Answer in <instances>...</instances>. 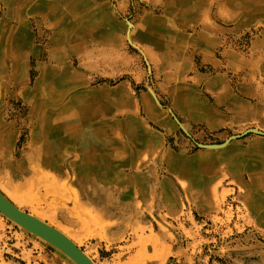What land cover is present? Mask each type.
<instances>
[{
  "label": "rangeland",
  "instance_id": "obj_1",
  "mask_svg": "<svg viewBox=\"0 0 264 264\" xmlns=\"http://www.w3.org/2000/svg\"><path fill=\"white\" fill-rule=\"evenodd\" d=\"M66 2L0 0V191L96 264H264L249 197L264 194V135L234 138L264 132V0H83L64 20ZM53 17L65 33L85 21L112 38L92 33L82 52L63 36L55 58ZM149 19L176 36L166 51L179 74L137 34ZM55 69L76 79L55 87ZM144 129L154 149L138 146ZM0 260L75 264L1 213Z\"/></svg>",
  "mask_w": 264,
  "mask_h": 264
},
{
  "label": "crops",
  "instance_id": "obj_2",
  "mask_svg": "<svg viewBox=\"0 0 264 264\" xmlns=\"http://www.w3.org/2000/svg\"><path fill=\"white\" fill-rule=\"evenodd\" d=\"M82 1L83 0H68V2L64 3L61 6V7H63L61 9L62 13L60 14L61 18H64V20H65L66 19L65 14L67 15L69 13V11L77 9L80 6V4L82 3ZM157 1H159V0H157ZM160 1L163 2L164 0H160ZM165 1L169 2L170 0H165ZM184 1H187V0H184ZM176 2H178V0H175V2H174L175 5H176ZM190 4H193V3L191 2V0H188V4H186V5L188 7H191ZM52 16H54V15L52 14ZM61 18L59 20H57L55 17H53L51 20V23H52V26H53V29L55 32L54 33L55 36L53 38L55 41L53 42L54 46H53V50H52V52H53L52 54L55 58L62 57V55H63L62 51L60 50L61 49L60 43L63 42V38H61V37H63V36H65L64 38L66 39V41H67L69 47H71V49H74V51H75V49H77V50L79 49V50H82V52H84V48H85L84 46H82V44H84L86 41H89L91 39L92 33L97 34L99 38H102L104 40H105V38L107 40H110L112 38V32H110L111 30L105 28L104 26H100V24H99V26L94 27L95 29H93V27H91V24H89L85 21L84 22L82 21L81 23L77 24V26H74L72 28L67 29L66 30L67 33H65V30H61L62 26L59 23V21H61ZM145 24H148L149 26H145ZM156 25L157 24L152 22L151 19H149V21L142 22L140 27L138 26L137 34L140 35L143 38V40H146V41H144V46L149 53L156 50V49L160 50V48L162 50H165L164 53H161L159 55L160 58H162V60H164L165 62L169 61L170 69L173 71H176L177 74H179L181 72L180 68H178V64L173 59L172 54L170 53L171 58H169V56L167 55V51L169 50L170 45L172 43L176 42V36L174 34H171L172 33L171 31H170L171 33L167 32L168 30L167 31L164 30V33H163V30ZM145 27H148V29H149L148 32L145 31ZM150 27L153 28L155 30V32L152 31V29ZM202 31L197 33V36L195 37V39H196L195 43L197 44L195 49L199 50V52L202 54L203 59H207V58L209 59V55L211 54L212 49H213V42L214 41L209 40L203 34ZM60 34H62V36ZM205 39L207 41H204ZM22 42H25V40H23ZM189 55L190 54L188 53V58H190ZM52 73H53V77H54L53 86H55V87H56V85L63 84L65 82V79H68V80L76 79V73L70 69H68L67 71L55 69V70H53ZM56 75H57V77H56ZM88 95L89 94H83L82 96L76 97V99H74V100H77L83 96H88ZM70 103L71 102H68L67 105ZM73 103L74 102H72L71 104H73ZM178 103H181V102H178ZM226 103L232 105L233 107L235 106V102H226ZM61 106L63 107L64 105H61ZM190 106L192 109H194V112L198 113V117L200 118V120H204L207 122H211V120H213L214 111L211 108H209L208 106H205L204 104H202V102H199V103L191 102ZM63 114H64V109H62L59 112L60 116ZM144 130H145L144 131L145 134H139L138 146L145 144V147H147L148 149H154L157 146L158 140L160 141L159 136L155 132H153L149 129H144ZM87 131H90V132L94 131L95 132V130L91 129V126H87ZM152 134H154V135H152ZM95 135H96L97 139L99 140V151L101 154H103V137L98 136L96 133H95ZM89 136H91V134H89ZM85 137H87V136H85ZM155 138H156V140H155ZM69 141L71 142V140H67L66 143ZM253 141H258V140L254 139ZM80 142H81V140H80ZM62 143H65V141ZM82 153L84 154L85 152L82 150ZM167 159L169 160V163L175 162L172 160L171 153H169V155L167 156ZM184 161L185 160H177L175 163L177 165H180L181 168H184V170H188L187 166L183 167V163L187 164V162H184ZM249 197L251 198V200L253 199L256 202L253 210L256 212L258 211L261 215L264 214V194L261 196L259 195L258 198L254 195H253V197H251V195Z\"/></svg>",
  "mask_w": 264,
  "mask_h": 264
},
{
  "label": "water",
  "instance_id": "obj_3",
  "mask_svg": "<svg viewBox=\"0 0 264 264\" xmlns=\"http://www.w3.org/2000/svg\"><path fill=\"white\" fill-rule=\"evenodd\" d=\"M248 133L264 135L256 129H250L241 135L234 136L238 138ZM0 213L9 220L27 230L28 232L38 236L50 245L57 248L66 255L75 264H96L74 241L60 230L40 220L31 213L23 211L15 206L1 191H0Z\"/></svg>",
  "mask_w": 264,
  "mask_h": 264
},
{
  "label": "bare ground",
  "instance_id": "obj_4",
  "mask_svg": "<svg viewBox=\"0 0 264 264\" xmlns=\"http://www.w3.org/2000/svg\"><path fill=\"white\" fill-rule=\"evenodd\" d=\"M130 25V24H129ZM221 147V146H220ZM33 215V214H32ZM35 217H37V216H35ZM38 218V217H37ZM40 219V218H39ZM41 220V219H40ZM43 221V220H42ZM57 229V228H56ZM62 230V229H61ZM62 233H64V232H62ZM66 233V232H65ZM66 235V234H65ZM68 236V235H67ZM69 238H70V236H68ZM71 239V238H70ZM74 241V240H73ZM75 242V241H74ZM76 243V242H75ZM78 245V244H77Z\"/></svg>",
  "mask_w": 264,
  "mask_h": 264
}]
</instances>
